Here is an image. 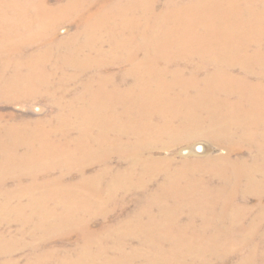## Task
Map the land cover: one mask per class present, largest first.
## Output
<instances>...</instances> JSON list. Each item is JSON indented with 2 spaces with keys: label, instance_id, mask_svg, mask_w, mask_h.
Here are the masks:
<instances>
[{
  "label": "bare ground",
  "instance_id": "1",
  "mask_svg": "<svg viewBox=\"0 0 264 264\" xmlns=\"http://www.w3.org/2000/svg\"><path fill=\"white\" fill-rule=\"evenodd\" d=\"M56 1L0 0V96L53 106L0 125V264H264V0Z\"/></svg>",
  "mask_w": 264,
  "mask_h": 264
},
{
  "label": "rangeland",
  "instance_id": "2",
  "mask_svg": "<svg viewBox=\"0 0 264 264\" xmlns=\"http://www.w3.org/2000/svg\"><path fill=\"white\" fill-rule=\"evenodd\" d=\"M51 1L52 3L57 2L56 0H51ZM164 1L165 0H158V5H157L158 8L159 7L161 8V4ZM74 22L66 21V20H62L60 22L58 29H57V33L60 38L68 37L70 33L76 30L77 24L79 22L78 21H76L75 23ZM105 48H108V46L106 45ZM84 76L85 77H82V79H86L88 77V75H84ZM74 86L75 85H72V87ZM52 110H53V106H51V104H49L47 100L40 99L38 101H29L25 99V100L13 101V100L7 99V97L5 96H0V125L3 123L21 124L24 122H33L41 118H45L50 113L52 114L53 113ZM196 142H198L199 145L202 144V146H204V149L202 151L196 150L198 148V145H196ZM186 150H190L191 154H188ZM226 152H227L226 148L219 147V146L218 147L211 146V143L208 140L200 139L191 144L182 142L177 145H173L169 151L168 150L163 151L162 155L168 156L169 158L173 159L174 161L172 162V164L176 165L182 159L181 157H185V156L191 157L192 156L193 158H196V157L204 156L207 153L215 155V154H220V153L225 154ZM89 172H91V170H89ZM133 205H134L133 202L130 201L128 207L132 208ZM124 218H125L124 215H119L117 213L116 217H113L111 221L115 222L117 219L122 220ZM200 223L201 221H199L197 225L198 230H201V228L199 227ZM12 228H16V226ZM263 228H264V224H263ZM122 230L123 229H119L118 231H115V233H119ZM31 239L32 238L30 236H26V237L21 238L19 242L23 243L25 240L30 241ZM81 241H83V239L82 238L79 239V237L76 236V234L74 233L70 236V238L69 237L66 238V241L64 238L55 239L54 242L50 244V246L59 247V248H63V247L73 248L77 245V243L80 244ZM110 251H111V254H113V256H114V253H116L117 256L122 255L119 253L120 250H117V248L115 247L110 246ZM29 253L30 252L27 248H24V249L22 248L21 250L16 252L14 255L15 261L13 264H25L24 262H26L27 258L30 256ZM237 258L238 257L233 258V261H237L239 259ZM96 259H99V258H96ZM156 259L158 258L153 259L149 263L151 264L155 263ZM4 260H5V257H0V262H3ZM112 264H115V262L112 261ZM116 264H130V261L127 259L125 260L123 258ZM133 264H141V261H136ZM224 264H231V262L226 260Z\"/></svg>",
  "mask_w": 264,
  "mask_h": 264
}]
</instances>
